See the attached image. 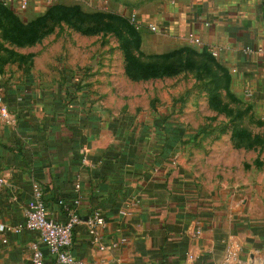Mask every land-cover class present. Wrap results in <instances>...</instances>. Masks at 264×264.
Wrapping results in <instances>:
<instances>
[{"label":"crops","instance_id":"obj_1","mask_svg":"<svg viewBox=\"0 0 264 264\" xmlns=\"http://www.w3.org/2000/svg\"><path fill=\"white\" fill-rule=\"evenodd\" d=\"M55 3L70 2L32 0L21 9L13 0L9 9L30 22ZM163 17L167 30L197 31L264 101V0H194ZM86 61L84 54L0 72L13 114L0 117V264H30L37 246L43 264H60L24 225L37 181L48 216L65 221L74 207L83 218L72 252L93 264H218L228 248L238 256L228 264H264V175L208 173L189 150L200 148L186 143L196 136L187 120L151 99L124 98L123 85L104 77L114 72ZM96 208L106 219L102 249L84 221Z\"/></svg>","mask_w":264,"mask_h":264},{"label":"rangeland","instance_id":"obj_2","mask_svg":"<svg viewBox=\"0 0 264 264\" xmlns=\"http://www.w3.org/2000/svg\"><path fill=\"white\" fill-rule=\"evenodd\" d=\"M193 1L68 0L66 5L80 6L72 12L71 21L68 13L62 19L53 16L50 21L55 23L34 39L31 29L23 30L0 12V72L17 65L46 68L50 61L58 65L86 54L82 66L114 72L104 77L123 85L118 89L124 98L151 99L162 111L187 120L186 128L196 136L186 143L200 148L199 155L189 150L194 159L208 165V173L217 177L264 175V101L245 88L209 45L193 41L188 32L180 35L167 30L162 22L163 14H173ZM22 13L17 8L15 18L27 23ZM133 18L146 25L154 20L161 29L143 26L137 30ZM130 55L138 62L129 60Z\"/></svg>","mask_w":264,"mask_h":264},{"label":"built area","instance_id":"obj_3","mask_svg":"<svg viewBox=\"0 0 264 264\" xmlns=\"http://www.w3.org/2000/svg\"><path fill=\"white\" fill-rule=\"evenodd\" d=\"M6 5H11L13 0H1ZM32 0H17L18 7L24 9L28 7ZM134 17V16H133ZM133 18L134 26L141 29L143 26L151 30H159V26L156 22L151 21L149 24H143L136 22ZM193 41L197 43L202 42L200 34L191 29L187 34ZM249 47H247V50ZM214 54H217L216 49L212 50ZM249 90V89H248ZM0 117L2 119L11 121L13 114L9 110L6 102L3 100L0 94ZM6 179L0 176V185L4 184ZM34 190V201L30 204L26 212L25 227L38 232L39 241L46 245L49 252H51L57 262L60 264H93L89 259L79 257L73 254V230L75 225L83 218L79 216L74 207L68 210V218L65 221L56 220L51 216L47 215L45 208V200L43 197V191L40 183H33ZM138 201V200H136ZM76 204L79 203V199L74 200ZM121 213H127V210H119ZM84 221L87 225L89 233L93 237V242L98 245L100 249L105 247L102 241L101 228L105 225L106 219L99 208L92 210L88 213ZM127 238L123 236L121 241H125ZM112 245H117V242H113ZM238 258L237 253L228 248L227 254L224 260L218 264H228L230 260ZM44 251L41 247L37 246L31 256L30 264H43L44 263Z\"/></svg>","mask_w":264,"mask_h":264},{"label":"trees","instance_id":"obj_4","mask_svg":"<svg viewBox=\"0 0 264 264\" xmlns=\"http://www.w3.org/2000/svg\"><path fill=\"white\" fill-rule=\"evenodd\" d=\"M58 8H63V9L62 10H58ZM79 9H80V6H78V5H76V6H69V5L62 4V3H55V4L51 5L42 15L38 16L34 20H32L30 22H27V23H24V22L20 23V21L17 18H15L14 12L11 9H9V5L4 4L0 0V12H1V15L2 16H5V15L10 16L12 19H14L16 21L17 25H19L20 27H22L23 30H24V28L31 29V31H32L31 38L32 39L39 38L38 35L44 29H46L48 26H50V23H52V24L55 23L53 20L50 21L51 17L58 16L60 19H62L63 16L67 15V13H68V15L70 17V21H71V19H72V12L73 11L76 12V10H79ZM130 58H133V60H134L133 62L134 63L138 62V60H137L136 57L130 55L129 56V60H130Z\"/></svg>","mask_w":264,"mask_h":264}]
</instances>
